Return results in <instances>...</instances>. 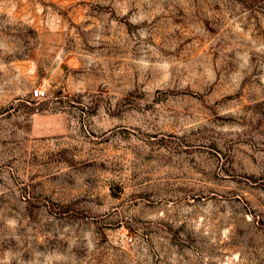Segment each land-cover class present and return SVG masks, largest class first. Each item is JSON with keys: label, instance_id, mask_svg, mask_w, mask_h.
<instances>
[{"label": "rangeland", "instance_id": "374dc122", "mask_svg": "<svg viewBox=\"0 0 264 264\" xmlns=\"http://www.w3.org/2000/svg\"><path fill=\"white\" fill-rule=\"evenodd\" d=\"M0 264H264V0H0Z\"/></svg>", "mask_w": 264, "mask_h": 264}, {"label": "built area", "instance_id": "2783aa9c", "mask_svg": "<svg viewBox=\"0 0 264 264\" xmlns=\"http://www.w3.org/2000/svg\"><path fill=\"white\" fill-rule=\"evenodd\" d=\"M33 99L38 100V101H43L48 97L47 91L43 90L41 88H38L36 90H34L33 93Z\"/></svg>", "mask_w": 264, "mask_h": 264}]
</instances>
